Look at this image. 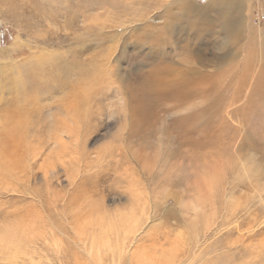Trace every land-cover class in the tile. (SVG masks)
Listing matches in <instances>:
<instances>
[{
  "label": "rangeland",
  "instance_id": "obj_1",
  "mask_svg": "<svg viewBox=\"0 0 264 264\" xmlns=\"http://www.w3.org/2000/svg\"><path fill=\"white\" fill-rule=\"evenodd\" d=\"M153 52L202 90L144 99ZM9 115L34 157L0 175V264H264V0H0Z\"/></svg>",
  "mask_w": 264,
  "mask_h": 264
},
{
  "label": "bare ground",
  "instance_id": "obj_2",
  "mask_svg": "<svg viewBox=\"0 0 264 264\" xmlns=\"http://www.w3.org/2000/svg\"><path fill=\"white\" fill-rule=\"evenodd\" d=\"M188 2V1H187ZM185 3V2H184ZM190 3V2H188ZM187 5V11H190V9H193V5L191 6L188 5L187 3L185 4ZM184 6V5H183ZM185 7V6H184ZM183 7V8H184ZM194 10V9H193ZM191 10V11H193ZM196 11V10H195ZM185 12V11H184ZM183 12V13H184ZM169 14V13H168ZM176 22V21H175ZM191 27V26H190ZM148 32V31H147ZM206 32V31H205ZM154 34V33H153ZM204 34V32H203ZM146 36H149V34L147 33ZM144 36V38L146 37ZM205 36V35H204ZM151 37V36H150ZM147 39V38H146ZM153 39H151L152 41ZM150 41V39L148 40ZM153 42V41H152ZM158 45V44H157ZM152 46V44L150 45ZM151 48V47H150ZM153 50V49H152ZM156 50V49H155ZM162 52V50H161ZM154 54L152 55V57L155 58L156 61V68L154 69L155 71H149V73H146L147 76V81L148 79L151 81V83L153 84L151 87H149L148 91L145 92V95L143 96L144 99L148 98L149 94H159L161 97H166V98H173V100H175L176 102H185V100H188L190 98H192V96H195L197 94V92L199 93V88H196V80L194 81L193 78H195V74H197L196 70L194 67L192 66H188L186 65L188 60H184L185 64L183 63V66H185L184 69H176L174 68L175 64L172 63L171 59H169V57H165L162 53V56L166 59H161V57L159 56L160 53L158 52H153ZM194 52H192L193 54ZM191 54V55H192ZM184 57V56H182ZM193 57V56H192ZM153 58V59H154ZM200 58V57H199ZM251 58V57H250ZM189 60L193 61L192 59L189 58ZM195 61V60H194ZM201 61V60H200ZM203 61V60H202ZM196 62V61H195ZM206 62V61H205ZM204 63V62H201ZM152 64V63H151ZM180 64V62L178 63ZM187 64H191V62H188ZM200 64V63H199ZM203 65V64H202ZM194 66V64H193ZM153 67V66H152ZM155 67V66H154ZM177 67V66H176ZM180 68V67H178ZM183 68V67H181ZM199 71V70H198ZM202 71H200L201 73ZM205 73V72H204ZM207 74V72H206ZM145 75V74H144ZM210 75V74H209ZM208 75V76H209ZM194 76V77H193ZM207 76V77H208ZM205 77V76H204ZM198 78V77H197ZM202 78V76H200V79ZM209 79V78H207ZM145 80V81H146ZM198 80V79H197ZM149 81V82H150ZM204 81V80H203ZM201 86V85H200ZM53 87V86H52ZM54 88V87H53ZM72 88V87H71ZM70 88V89H71ZM102 88V87H101ZM74 89V88H73ZM72 89V90H73ZM201 89V88H200ZM202 90V89H201ZM78 91V90H77ZM73 92V91H71ZM202 92V91H201ZM75 94V92H74ZM78 94V93H77ZM61 95V94H60ZM73 95V94H72ZM65 96V95H64ZM71 96V95H70ZM75 95H73L72 97H74ZM55 97V95H54ZM63 97V95H62ZM78 97V96H77ZM68 97H64V99H67ZM71 98V97H70ZM57 99L60 100V97H57ZM69 99V98H68ZM67 99V100H68ZM75 100L77 98H74ZM73 100V98H72ZM75 100L72 101L71 107L69 108V112L70 111H74L75 106H76V102ZM80 101V100H79ZM69 102V101H67ZM70 103V102H69ZM78 104V103H77ZM82 104V103H81ZM184 104V103H183ZM182 104V105H183ZM187 105V104H186ZM80 106V105H78ZM77 106V108H78ZM64 107V106H63ZM176 107V106H175ZM64 109V108H63ZM65 109L67 110V106H65ZM79 109V108H78ZM66 110H62V114L65 113ZM77 110V109H76ZM59 111V109H58ZM55 112V111H54ZM82 114V113H81ZM3 115H6L3 113ZM21 115V114H20ZM64 115V114H63ZM73 115V114H72ZM76 114L73 115V117ZM71 115H69L70 118ZM78 116V114H77ZM76 116V117H77ZM59 117V116H58ZM63 117V116H62ZM66 117V116H65ZM61 118V117H60ZM59 118V119H60ZM68 118V119H69ZM85 118V117H84ZM18 118H16L15 115H9L6 116V125L8 126V128H6L4 134L1 136L0 138V175L3 176V178L10 180V183L12 186H15V183L19 180V174L21 172H26V166L24 164V160L27 157H31L33 158V152L31 151V146L28 144V138L26 135V132L24 130V127L22 124L19 123V121L17 122ZM57 119V118H55ZM57 121H61L60 120ZM71 122H72V117L70 118ZM86 119V118H85ZM54 120V119H53ZM75 120V119H74ZM65 121V120H64ZM69 121V120H68ZM55 122V121H53ZM74 122V121H73ZM77 122V121H76ZM57 123V122H55ZM77 124V123H76ZM57 125V124H56ZM69 125V123H68ZM74 125V124H72ZM76 126V125H75ZM62 127V126H61ZM66 127H67V122H66ZM84 127V126H83ZM74 128V127H73ZM73 128L72 130H68V128H66V130H68V134H70L71 137H75V133H73ZM80 128V127H79ZM70 129V127H69ZM57 130V129H55ZM4 131V130H2ZM75 131V130H74ZM60 134H65L62 130L60 132ZM69 136V137H70ZM81 136V134H80ZM80 138V137H79ZM81 141V140H80ZM57 145H59L60 148H58V157L61 158L63 155L65 156L67 153V149L69 148V145L66 141V139L63 138H59V140L56 142ZM75 145V144H74ZM56 146V145H55ZM70 156V155H69ZM74 160V159H72ZM71 162V161H69ZM74 162V161H73ZM55 163V162H54ZM30 164V163H29ZM60 164L62 166V168L66 167V163L62 162L60 160ZM33 165V164H32ZM72 165V164H71ZM58 166V165H57ZM31 168V164L29 166V169ZM129 168V167H128ZM31 173V172H30ZM130 173V172H129ZM22 174V173H21ZM28 174V173H26ZM139 174V173H138ZM26 176V175H25ZM77 176V175H76ZM21 177V176H20ZM45 177V176H44ZM72 178V177H70ZM75 178V177H74ZM74 178L72 179V185L76 182L77 179L74 180ZM207 178V177H206ZM0 181H4V179L2 180V178L0 179ZM78 183V182H77ZM210 183V182H209ZM222 185V184H221ZM2 186V185H1ZM9 186V185H8ZM7 186V187H8ZM140 186V185H139ZM137 189V188H136ZM135 189V190H136ZM13 190V189H12ZM208 193V192H207ZM61 196V195H60ZM79 196V195H78ZM77 197V196H76ZM211 198V197H210ZM64 199V198H63ZM60 200V199H59ZM19 201V200H18ZM37 201V200H36ZM61 201V200H60ZM77 201V200H76ZM167 203H169V200H167ZM81 205V204H80ZM90 212V211H89ZM103 212V211H102ZM108 212V211H107ZM90 215H92V219L88 220L86 223L84 222V225L87 227V225L89 224V226L93 225H101L104 222H107L108 224V228L111 230V228H113L116 224H120V225H126V220L127 217L126 216H120L119 217H106L104 214L102 213H91ZM115 215V214H114ZM40 216V215H39ZM117 216V215H116ZM79 217V216H78ZM15 218V217H14ZM19 218V217H18ZM20 219V218H19ZM35 219V218H33ZM34 221V220H33ZM32 221V222H33ZM40 221V220H39ZM76 221V220H75ZM130 222V221H128ZM16 225V224H15ZM30 225V224H29ZM22 227V226H21ZM32 227V226H31ZM82 227V225L79 227V229ZM85 227V228H86ZM134 227L136 228V230L132 229V233L135 234L136 232L139 231V226H138V222L135 223ZM9 229V228H8ZM83 230H84V226H83ZM80 231H82L80 229ZM79 231V232H80ZM10 232V231H9ZM29 232V231H28ZM113 232V230H112ZM77 233V232H75ZM81 233V232H80ZM79 233V234H80ZM29 234V233H28ZM82 234H85L84 231ZM139 234V233H138ZM128 235H130V233H128ZM31 236V235H30ZM87 236V235H86ZM34 238V237H33ZM81 239V238H80ZM79 241V240H78ZM81 249V248H80ZM86 249V248H85ZM166 250V249H165ZM83 251V250H82ZM86 251V250H85ZM89 253H91L89 251ZM164 253V252H163ZM173 254V253H172ZM185 256V255H184ZM183 256V257H184ZM190 257V256H189ZM189 257H187L189 259ZM186 258V256H185ZM191 259V258H190ZM195 260V259H194ZM157 261V262H154ZM191 261V260H189ZM193 261V260H192ZM148 262V261H147ZM159 262V258L157 259H153L150 262H148L147 264H185L183 259L180 258V255H164L161 263Z\"/></svg>",
  "mask_w": 264,
  "mask_h": 264
}]
</instances>
